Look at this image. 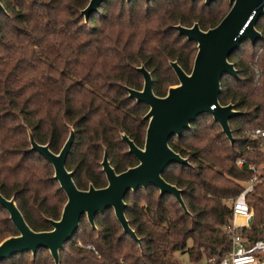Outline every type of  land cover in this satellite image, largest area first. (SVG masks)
<instances>
[{
    "label": "trees",
    "instance_id": "trees-1",
    "mask_svg": "<svg viewBox=\"0 0 264 264\" xmlns=\"http://www.w3.org/2000/svg\"><path fill=\"white\" fill-rule=\"evenodd\" d=\"M0 1L5 9L0 12V193L14 198L33 230H50L46 219L59 218L66 196L52 177L51 164L29 150L27 130L57 153L71 126L74 141L66 168L73 171L74 183L83 190L89 184L104 187L99 163L104 151L114 170L122 172L136 161L121 133L140 147L144 142L146 105L125 90L142 88L136 68L143 65L151 73L153 92L164 96L177 84L169 62L189 73L196 53V44L174 25L197 22L206 30L230 7L224 9L220 0L208 5L202 0H104L85 22L80 10L88 0ZM261 38L250 44L257 46ZM237 50L229 57L237 77L221 78L218 97L241 112L229 120L233 144L209 115L197 117L181 137L169 141L189 164L173 163L162 176L182 189L190 215L172 195H159L153 186L132 192L131 198L128 192L125 214L141 247L123 233L109 209L96 215V228L81 217L59 252L60 264H181L177 251L186 252L191 262L219 261L227 254L232 201L254 174L235 160L244 156L256 165L262 162L261 154L245 146L256 145L252 133L264 125V75L234 56ZM246 200L253 220L239 232L250 242L264 240V180ZM16 234L0 206V241ZM0 264L54 262L40 248L34 256L26 252Z\"/></svg>",
    "mask_w": 264,
    "mask_h": 264
},
{
    "label": "water",
    "instance_id": "water-1",
    "mask_svg": "<svg viewBox=\"0 0 264 264\" xmlns=\"http://www.w3.org/2000/svg\"><path fill=\"white\" fill-rule=\"evenodd\" d=\"M104 0H88L80 15L87 22L90 14L96 12ZM148 1V0H146ZM215 0H204L210 4ZM230 8L222 19L211 28L203 30L197 22L191 26L174 25L178 34L196 44V53L190 72L184 71L176 61H170L177 84L168 87L164 96L153 92L151 73L143 66L136 69L142 76V88L134 89L125 86L127 96L137 104L148 107L143 119L147 121L144 145L139 148L125 133H121L122 141L128 147V153L137 164L122 172H116L111 166L106 151L100 165L105 174L106 185L96 188L89 184L88 189H79L73 181V171L66 168V159L74 141L73 128L59 152L54 153L48 144H40L33 138L28 129L29 150L35 151L51 164L53 179L66 196L58 219L47 218L51 229L33 230L24 219L13 197L6 198L0 193V206L8 213V217L17 231L0 241V263L11 257L26 252L32 256L38 249H46L54 264H60L59 252L79 228L80 219L86 217L92 228L95 217L111 209L122 228L123 233L132 237L141 247L140 238L129 224L125 214V196L147 186L155 187L159 195L170 194L179 203L182 210L190 215L182 198V189L166 181L163 172L173 163L189 164L188 158L181 156L169 146L173 137H181L191 123L201 115H209L216 122L222 133L233 144L234 137L229 120L241 112L232 103L221 104V78L227 74L237 77L234 63L230 55L241 43L248 40L254 44L262 37L255 27L258 19L264 15V0H228ZM0 12L5 9L0 1ZM253 217L248 218L251 225Z\"/></svg>",
    "mask_w": 264,
    "mask_h": 264
},
{
    "label": "built area",
    "instance_id": "built-area-1",
    "mask_svg": "<svg viewBox=\"0 0 264 264\" xmlns=\"http://www.w3.org/2000/svg\"><path fill=\"white\" fill-rule=\"evenodd\" d=\"M252 138L256 145L247 144L245 148L254 151L257 156L261 154L262 162L256 165L246 157L240 156L235 160L236 165L246 166L254 174L249 178L244 189L232 201L231 225L227 226V232L231 239V249L219 261L214 257L208 260L209 264H264V240L257 239L248 241L247 237L240 234L241 228H249L248 218L253 217V208L246 200V194L254 188L256 184L264 180V125L254 130ZM237 217H242L243 222L239 223ZM80 245V242H78ZM90 248V246H87Z\"/></svg>",
    "mask_w": 264,
    "mask_h": 264
},
{
    "label": "rangeland",
    "instance_id": "rangeland-1",
    "mask_svg": "<svg viewBox=\"0 0 264 264\" xmlns=\"http://www.w3.org/2000/svg\"><path fill=\"white\" fill-rule=\"evenodd\" d=\"M203 1V0H202ZM222 6L225 8L230 7V4L228 0H220ZM256 29L260 31L262 35V41L257 44V46H252L249 41H246L244 43H241L238 50L233 54L234 56L241 58L245 64H247L250 68L254 70V72L257 71V73H262L264 75V15L261 16L255 25ZM258 42V40L256 41ZM256 47V49H255ZM146 110H148V107L146 106ZM136 195H140V191L135 193ZM130 198L133 197V193L130 192ZM110 213H113V211H109ZM85 219V218H84ZM238 219H242V217H239ZM190 244V241H188V245ZM175 257L178 259V261L181 264H208V260L203 258L202 260L198 262H191L189 255L186 252H175Z\"/></svg>",
    "mask_w": 264,
    "mask_h": 264
},
{
    "label": "flooded vegetation",
    "instance_id": "flooded-vegetation-1",
    "mask_svg": "<svg viewBox=\"0 0 264 264\" xmlns=\"http://www.w3.org/2000/svg\"><path fill=\"white\" fill-rule=\"evenodd\" d=\"M203 2H204V0H203ZM189 27V26H188ZM144 137H145V135H144ZM132 140V139H131ZM133 141V140H132ZM134 142V141H133ZM126 145V144H125ZM143 145H144V142H143ZM143 145L141 146V148L143 147ZM138 146V145H137ZM126 147H127V145H126ZM139 148H140V146H138ZM50 149V148H49ZM127 150H128V147H127ZM128 152V151H127ZM104 154V153H103ZM69 155V154H68ZM131 155V154H130ZM68 157V156H67ZM103 157V156H102ZM108 157V156H107ZM134 158V157H133ZM135 159V158H134ZM67 160V159H66ZM102 160V159H101ZM135 161H136V164H137V160L135 159ZM101 162V161H100ZM99 162V163H100ZM110 162V161H109ZM135 164V165H136ZM135 165H133V166H135ZM101 166V165H100ZM130 167H132V166H130ZM101 171H102V167H101ZM103 172V171H102ZM104 174V173H103ZM104 176H105V174H104ZM106 180V179H105ZM125 200V199H124Z\"/></svg>",
    "mask_w": 264,
    "mask_h": 264
},
{
    "label": "crops",
    "instance_id": "crops-1",
    "mask_svg": "<svg viewBox=\"0 0 264 264\" xmlns=\"http://www.w3.org/2000/svg\"><path fill=\"white\" fill-rule=\"evenodd\" d=\"M237 221H238L239 223H242V222H243V220H242V219H237Z\"/></svg>",
    "mask_w": 264,
    "mask_h": 264
},
{
    "label": "bare ground",
    "instance_id": "bare-ground-1",
    "mask_svg": "<svg viewBox=\"0 0 264 264\" xmlns=\"http://www.w3.org/2000/svg\"><path fill=\"white\" fill-rule=\"evenodd\" d=\"M239 217H237V219H238Z\"/></svg>",
    "mask_w": 264,
    "mask_h": 264
}]
</instances>
